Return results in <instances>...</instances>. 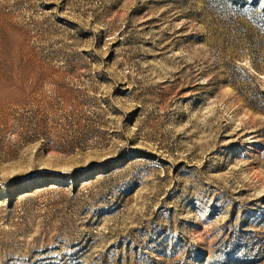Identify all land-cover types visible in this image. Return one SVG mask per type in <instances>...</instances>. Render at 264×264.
Masks as SVG:
<instances>
[{"label": "rangeland", "instance_id": "1", "mask_svg": "<svg viewBox=\"0 0 264 264\" xmlns=\"http://www.w3.org/2000/svg\"><path fill=\"white\" fill-rule=\"evenodd\" d=\"M0 264H264V0H0Z\"/></svg>", "mask_w": 264, "mask_h": 264}]
</instances>
